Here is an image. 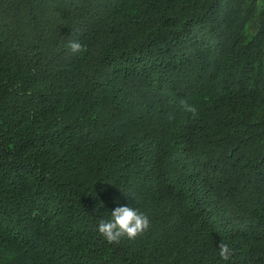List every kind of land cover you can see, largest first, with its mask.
<instances>
[{
  "label": "trees",
  "instance_id": "16d2710c",
  "mask_svg": "<svg viewBox=\"0 0 264 264\" xmlns=\"http://www.w3.org/2000/svg\"><path fill=\"white\" fill-rule=\"evenodd\" d=\"M0 264H264V0H0Z\"/></svg>",
  "mask_w": 264,
  "mask_h": 264
},
{
  "label": "clouds",
  "instance_id": "9594fccd",
  "mask_svg": "<svg viewBox=\"0 0 264 264\" xmlns=\"http://www.w3.org/2000/svg\"><path fill=\"white\" fill-rule=\"evenodd\" d=\"M69 51L75 55H83L88 51L78 39L71 40L67 45ZM183 111L190 114L192 118L198 116L196 106L187 102H182ZM151 227V220L145 213L139 212L135 208L120 206L111 211L110 218L99 219L97 224L98 233L109 244H119L122 239L130 240L141 236ZM234 249L229 244L220 242L218 244V256L225 262L231 261Z\"/></svg>",
  "mask_w": 264,
  "mask_h": 264
}]
</instances>
